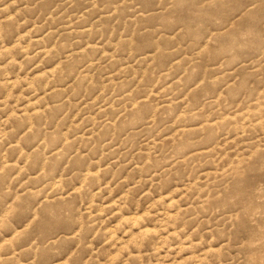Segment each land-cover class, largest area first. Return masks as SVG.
<instances>
[{"label":"rangeland","instance_id":"rangeland-1","mask_svg":"<svg viewBox=\"0 0 264 264\" xmlns=\"http://www.w3.org/2000/svg\"><path fill=\"white\" fill-rule=\"evenodd\" d=\"M0 264H264V0H0Z\"/></svg>","mask_w":264,"mask_h":264}]
</instances>
